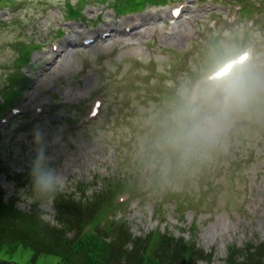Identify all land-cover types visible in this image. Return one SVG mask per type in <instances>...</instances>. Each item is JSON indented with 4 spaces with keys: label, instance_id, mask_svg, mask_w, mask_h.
I'll use <instances>...</instances> for the list:
<instances>
[{
    "label": "rangeland",
    "instance_id": "374dc122",
    "mask_svg": "<svg viewBox=\"0 0 264 264\" xmlns=\"http://www.w3.org/2000/svg\"><path fill=\"white\" fill-rule=\"evenodd\" d=\"M6 1L0 2V101L12 72L30 78L23 97L14 98L20 97L13 105L20 115L9 110L0 123L4 168L31 170L42 145L57 176L51 189L73 192L88 184L91 196L96 177L125 176L121 209L135 235L168 231L214 251L211 261L198 264H226L231 246L264 239V79L242 108L216 105L208 80L218 55L245 48L252 54L246 65L264 76V0L246 1L262 6L237 17L236 2L243 0H168L119 16L117 0H86L79 10L65 6L67 0ZM179 3L190 10L178 21L171 8ZM67 11L78 15L68 19ZM142 17L148 24L137 33L89 48L76 43L52 66L54 43L86 39L105 21L122 28ZM60 29L64 36L54 37ZM30 43L42 47L27 55ZM20 47L26 58L32 54L29 64L17 61ZM192 108L214 115L219 130L210 147L181 159L167 134L176 116ZM0 186L12 195L1 172ZM31 202L22 195L19 208L28 210ZM42 209L53 221L51 205Z\"/></svg>",
    "mask_w": 264,
    "mask_h": 264
},
{
    "label": "trees",
    "instance_id": "16d2710c",
    "mask_svg": "<svg viewBox=\"0 0 264 264\" xmlns=\"http://www.w3.org/2000/svg\"><path fill=\"white\" fill-rule=\"evenodd\" d=\"M165 2L119 0L120 12ZM18 80V75H11L7 87H14ZM0 171L14 186V195L7 200L0 188V264H198L213 258V251L206 252L195 242L173 234L153 231L134 235L129 221L114 213L121 189L114 177H96L101 185L90 197L85 195L88 187L76 186L81 195L78 199L76 192L35 187L31 171L11 174L1 165ZM20 193L32 199L28 211L18 208ZM50 200L53 223L43 218L40 209ZM226 264H264V240L231 246Z\"/></svg>",
    "mask_w": 264,
    "mask_h": 264
},
{
    "label": "clouds",
    "instance_id": "9594fccd",
    "mask_svg": "<svg viewBox=\"0 0 264 264\" xmlns=\"http://www.w3.org/2000/svg\"><path fill=\"white\" fill-rule=\"evenodd\" d=\"M264 76L246 64H242L226 53L213 61L208 75L209 95L222 108H242L256 94ZM176 126L167 134L168 143L178 152L181 159H188L200 150L210 147L219 124L214 115L192 108L176 116ZM40 134L37 133L39 141ZM41 145L32 163V180L35 187L51 189L56 185L54 168Z\"/></svg>",
    "mask_w": 264,
    "mask_h": 264
},
{
    "label": "bare ground",
    "instance_id": "6f19581e",
    "mask_svg": "<svg viewBox=\"0 0 264 264\" xmlns=\"http://www.w3.org/2000/svg\"><path fill=\"white\" fill-rule=\"evenodd\" d=\"M158 18V17H157ZM133 23H134V25H133V27L131 28V32H129L128 34H130V33H132V32H135V33H137L136 31H137V29H141V28H145L146 26H147V24H148V20H146L145 18H144V22L143 23H136V21H132ZM131 22V23H132ZM105 24H106V26L108 27H112V26H117V23L115 22V21H105ZM104 29H105V27H104ZM114 30H115V28L112 30V32H114ZM135 33H133V34H135ZM116 35L115 34H110V36H108V37H110V38H113V37H115ZM68 42L69 43H73L72 41H70V40H68ZM63 47H68V46H63ZM62 52H64V54H67V51H66V49L65 48H63V49H61L60 51H56V57H58V56H60L61 55V53Z\"/></svg>",
    "mask_w": 264,
    "mask_h": 264
}]
</instances>
